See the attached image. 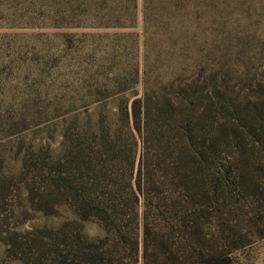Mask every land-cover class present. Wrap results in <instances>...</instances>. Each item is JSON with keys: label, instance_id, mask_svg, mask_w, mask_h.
Returning <instances> with one entry per match:
<instances>
[{"label": "rangeland", "instance_id": "374dc122", "mask_svg": "<svg viewBox=\"0 0 264 264\" xmlns=\"http://www.w3.org/2000/svg\"><path fill=\"white\" fill-rule=\"evenodd\" d=\"M196 59L224 65L244 101L263 100L264 0H0V264L33 257L36 239L45 253L58 245L52 228L67 210L47 181L65 135L113 122L119 100L142 94L144 70L198 75ZM257 158L255 184L228 188L226 227L254 240L234 264H264V153ZM80 231L100 233L92 221Z\"/></svg>", "mask_w": 264, "mask_h": 264}, {"label": "trees", "instance_id": "16d2710c", "mask_svg": "<svg viewBox=\"0 0 264 264\" xmlns=\"http://www.w3.org/2000/svg\"><path fill=\"white\" fill-rule=\"evenodd\" d=\"M204 64L193 62L198 75L182 67L167 79L144 70L142 94L119 100L113 122L65 135L47 181L67 210L52 228L60 240L45 253L36 239L38 252L22 251L19 263L234 264V252L254 240L227 229L228 188L255 184L264 93L244 101L223 80L224 65ZM86 221L100 233L86 239Z\"/></svg>", "mask_w": 264, "mask_h": 264}]
</instances>
